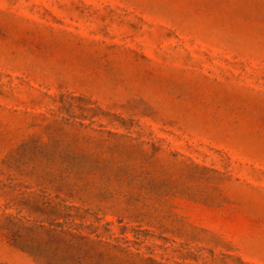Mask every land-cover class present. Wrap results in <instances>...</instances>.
Listing matches in <instances>:
<instances>
[{
	"label": "rangeland",
	"instance_id": "obj_1",
	"mask_svg": "<svg viewBox=\"0 0 264 264\" xmlns=\"http://www.w3.org/2000/svg\"><path fill=\"white\" fill-rule=\"evenodd\" d=\"M0 264H264V0H0Z\"/></svg>",
	"mask_w": 264,
	"mask_h": 264
}]
</instances>
